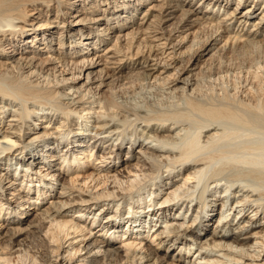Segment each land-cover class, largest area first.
I'll list each match as a JSON object with an SVG mask.
<instances>
[{
	"label": "bare ground",
	"instance_id": "obj_1",
	"mask_svg": "<svg viewBox=\"0 0 264 264\" xmlns=\"http://www.w3.org/2000/svg\"><path fill=\"white\" fill-rule=\"evenodd\" d=\"M263 202L264 0H0V264H264Z\"/></svg>",
	"mask_w": 264,
	"mask_h": 264
},
{
	"label": "rangeland",
	"instance_id": "obj_2",
	"mask_svg": "<svg viewBox=\"0 0 264 264\" xmlns=\"http://www.w3.org/2000/svg\"><path fill=\"white\" fill-rule=\"evenodd\" d=\"M133 151H134V149H133ZM148 199V198H147ZM264 203V202H263ZM154 216V215H153ZM212 221H214V220H212ZM212 221H210V223H209V225H211V229H212V224H213V222ZM212 222V223H211ZM234 232L236 231L237 232V228H234V229H232ZM208 237H209V235H208ZM121 239V237H119V240ZM122 240V239H121ZM152 241V238H149V237H147V239L145 238V243H150ZM193 251H194V249L191 251V253H193ZM62 252V248L60 247L59 249H58V254H60ZM84 251H82V253H83ZM79 253H77L76 254V256L78 255ZM55 257H53V259H54ZM60 258V255H59V257L57 258V261L58 260H60L59 259ZM28 262V261H27ZM32 262H30L29 264H31ZM26 264V263H25Z\"/></svg>",
	"mask_w": 264,
	"mask_h": 264
}]
</instances>
